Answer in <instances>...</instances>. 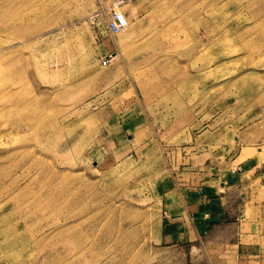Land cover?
Instances as JSON below:
<instances>
[{"label":"rangeland","instance_id":"1","mask_svg":"<svg viewBox=\"0 0 264 264\" xmlns=\"http://www.w3.org/2000/svg\"><path fill=\"white\" fill-rule=\"evenodd\" d=\"M243 164L264 229V0H0V264H214L156 188Z\"/></svg>","mask_w":264,"mask_h":264},{"label":"crops","instance_id":"2","mask_svg":"<svg viewBox=\"0 0 264 264\" xmlns=\"http://www.w3.org/2000/svg\"><path fill=\"white\" fill-rule=\"evenodd\" d=\"M246 166L239 172L233 166L225 171L211 168L208 180L206 170L192 166L181 179L163 180L155 196L163 217L160 243L192 251L203 242L206 254L212 248L220 256L216 264H264V229L244 216L235 218L230 202L243 176L256 170L253 164L250 171Z\"/></svg>","mask_w":264,"mask_h":264},{"label":"built area","instance_id":"3","mask_svg":"<svg viewBox=\"0 0 264 264\" xmlns=\"http://www.w3.org/2000/svg\"><path fill=\"white\" fill-rule=\"evenodd\" d=\"M99 21L102 20H97V22ZM104 23V27L109 32V34L118 35L127 27L128 19L125 14L115 6L110 9V18Z\"/></svg>","mask_w":264,"mask_h":264}]
</instances>
